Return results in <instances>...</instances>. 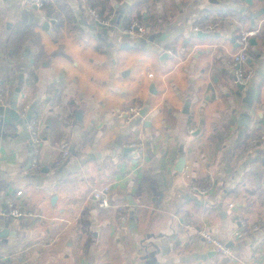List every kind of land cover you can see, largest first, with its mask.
<instances>
[{
  "label": "crops",
  "instance_id": "1",
  "mask_svg": "<svg viewBox=\"0 0 264 264\" xmlns=\"http://www.w3.org/2000/svg\"><path fill=\"white\" fill-rule=\"evenodd\" d=\"M28 1L0 0V83L6 109L17 106L0 123V255L13 264H264V145L248 146L264 133V30L243 90L231 67L238 33L264 27V1ZM90 8L110 23L99 26ZM134 19L147 27L142 38L124 34ZM135 105L149 107L145 118L125 115ZM28 114L39 115L38 167ZM64 144L71 157L54 169ZM210 176L207 197L192 191ZM106 185L111 207L99 209L92 193ZM12 199L39 217L9 216ZM243 220L258 229L237 236ZM207 230L233 258L213 254ZM145 245L160 252L146 259Z\"/></svg>",
  "mask_w": 264,
  "mask_h": 264
},
{
  "label": "built area",
  "instance_id": "2",
  "mask_svg": "<svg viewBox=\"0 0 264 264\" xmlns=\"http://www.w3.org/2000/svg\"><path fill=\"white\" fill-rule=\"evenodd\" d=\"M212 2H217L219 4L225 3L227 0H209ZM28 5L31 7L36 6L38 9H43L45 7V3L43 0H29ZM90 13L94 17L97 23H101L104 25H108L110 21L102 20L99 17V14L95 9L90 8ZM54 22H58L57 18H53ZM220 27V23H212L205 27L204 31L206 33H213L218 30ZM264 27L262 23L259 26H254L249 30H241L236 38V42L239 48V52L235 53L231 58V67L234 72V84L237 86H246L253 76V72L249 69L248 63L253 57L251 38H256L258 35L262 33ZM147 33V27L144 23L139 19L132 20L130 26L124 30V34L128 35L131 38H142ZM152 76V75H151ZM5 96H6V88L0 83V108L6 109L5 107ZM53 96L52 98H54ZM57 97V96H56ZM55 97V98H56ZM141 107L139 105L131 106L125 112V115L130 117L131 119H137L140 117ZM3 117V116H2ZM143 119V118H141ZM27 130L30 137L31 145L34 150V165L39 166V157L41 151V144L43 142V138L40 132L39 126V115L32 114L31 118L27 121ZM264 145V133L254 134L249 138L248 146L249 150L257 148L259 146ZM140 150L143 149L142 144L136 147ZM71 157V151L67 144L62 145L60 148V157L54 163L53 168L58 169L62 167L66 161ZM215 180L213 176H210V179L203 185L200 182H194L191 186L193 192L198 194L201 197H207L212 189L214 188ZM23 192H18L17 196L21 197ZM111 187L106 185L102 188H98L93 190L92 198L96 202L99 209H109L111 207ZM19 200L12 199L9 202V212L8 215L16 218V219H36L39 217V214L35 211L26 209L19 204ZM127 214L123 217H120V220H124ZM258 229L257 225L249 226L246 221H241L240 230L237 232V236L244 237L249 233ZM202 237L205 239L206 243L212 250L218 255V257L222 258H233L232 249L221 240L216 238L210 231L201 232ZM0 264H13V262L6 256L0 255Z\"/></svg>",
  "mask_w": 264,
  "mask_h": 264
},
{
  "label": "water",
  "instance_id": "3",
  "mask_svg": "<svg viewBox=\"0 0 264 264\" xmlns=\"http://www.w3.org/2000/svg\"><path fill=\"white\" fill-rule=\"evenodd\" d=\"M246 1H247V3L249 5L253 4L252 0H246ZM263 15H264V4H263V9H261V11L256 15V18H259V17H261ZM98 25L99 26H103V27L106 26V25H103L101 23H98ZM198 34H199L200 38H206L208 36L207 34L202 33V32H200ZM126 38H129V36L126 35ZM140 43H141V41H139V45H140ZM251 44H252V46H255L257 44V41H256L255 38H251ZM129 46H131V45H129ZM130 48H132V47H130ZM127 73H129V72H127ZM237 87L239 89H241V90H243L245 88V86H237ZM149 90H150V93L152 95H159L160 91L157 90V85H156L155 81H152ZM20 92H21V88H18V93L20 94ZM190 103L191 102L188 101L185 104V110H184L185 113H189V105H190ZM71 106H76V102L72 101L71 102ZM148 108L149 107L146 106V107H144V109H142L140 111V117L141 118H145V116H146V114L148 112ZM16 110H17V106L16 105H12L11 108H8V109L0 108V123H1V125H4L7 122V116L10 114V112H16ZM73 113H74L77 121H82V118H83V110L82 109H77L76 108V109L73 110ZM30 118H31V114H28V120ZM148 125H149V123H148ZM124 151L125 152H133V151H137V148L136 147H134V148H126ZM185 166H186V157L184 155H182L181 158L179 159L178 163H177L175 171L178 174L183 173V171L185 169ZM5 234H6V232H0V237H5ZM153 247H154V249L152 251L149 250V245H145L143 247L144 250H145V253H146V255H145L146 259H149V260L153 259L160 252V249H159V247L157 245H154ZM213 254H215V252Z\"/></svg>",
  "mask_w": 264,
  "mask_h": 264
},
{
  "label": "trees",
  "instance_id": "4",
  "mask_svg": "<svg viewBox=\"0 0 264 264\" xmlns=\"http://www.w3.org/2000/svg\"><path fill=\"white\" fill-rule=\"evenodd\" d=\"M102 6V2L99 3Z\"/></svg>",
  "mask_w": 264,
  "mask_h": 264
}]
</instances>
